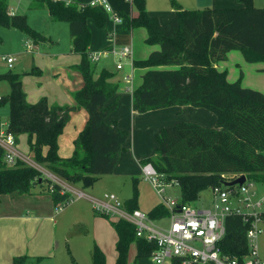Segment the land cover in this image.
<instances>
[{"label": "trees", "instance_id": "trees-1", "mask_svg": "<svg viewBox=\"0 0 264 264\" xmlns=\"http://www.w3.org/2000/svg\"><path fill=\"white\" fill-rule=\"evenodd\" d=\"M238 7L185 8L172 0L174 16L167 22L147 10V0H131L135 14L118 13L126 19V28L144 27L145 43L158 45L147 58L134 60L144 69L142 83L133 90V109L143 113L173 105L190 104L210 110L217 122L209 127L195 121H177L162 127L156 134V155L142 163H152L169 179H175L181 190L182 203L195 202L203 189L196 180L214 176V184L225 176L244 174L250 181L264 182V93L242 84V76L228 79V71L217 63L228 59L231 50H240L247 61H264V8L254 6V0H236ZM31 6L47 8L53 21L69 24L71 51L81 56L75 65L83 85L74 93L75 105L51 104L46 96L36 102L27 99L23 73L3 75L11 85L8 96L1 95L0 106L10 102L7 131L16 142L27 136L29 154L41 166L67 182L93 185L101 176L112 174L118 165L128 130L116 119L107 120L117 109L118 98L112 100L118 83L114 73L103 69L96 75L89 57L92 31L87 24L93 18L99 27L106 24V12L85 2L67 0H33ZM8 0H0V29L14 26L26 32L33 42L47 37L32 29L25 14H9ZM35 73L40 70L34 68ZM85 108L88 119L74 139L71 156L59 154V137L71 114ZM47 148L45 152L44 149ZM0 146V201L4 194H32L38 183L46 182L55 209L73 199L64 186L32 165L18 158L14 163L5 160ZM134 194L123 207L132 212L139 209L137 183L133 176ZM147 214L163 218L169 210L160 202ZM117 234L115 264H129L131 247L136 254L134 264H153L157 249L153 240L139 237L135 225L119 217L112 220ZM248 224L240 215L226 218V234L219 242L221 251L229 257L244 260L249 254ZM44 257L15 256L13 264H38ZM93 264H107L104 250L95 244ZM172 264H182L174 257Z\"/></svg>", "mask_w": 264, "mask_h": 264}, {"label": "rangeland", "instance_id": "rangeland-1", "mask_svg": "<svg viewBox=\"0 0 264 264\" xmlns=\"http://www.w3.org/2000/svg\"><path fill=\"white\" fill-rule=\"evenodd\" d=\"M33 0H8V5L16 14H25L29 26L47 37V41H39L34 44L28 34L19 30L14 26L2 27L0 29V95L8 96L11 91V85L3 75L10 72L23 73V79L26 80V89L32 94L35 91L42 90L45 93L53 94L62 86L61 84L70 83L71 74L75 67L67 68L66 65L80 62L81 56L70 52V32L69 24L66 21H53L50 18L47 8H35L31 6ZM86 3L92 0H80ZM114 11H124L130 13L132 8L128 0H108ZM185 8L199 9L205 7H218L216 0H177ZM254 6L264 8V0H254ZM100 8L106 12L107 20L103 27L97 26L93 18L87 19V24L92 31V41L89 52H98L105 48L121 47L123 45H132L135 50V57L143 59L148 55V52L155 45L145 43L144 37L146 29L137 27L133 31L126 28V20L122 17L121 22L114 20V13L106 11L102 6ZM136 11V9H133ZM147 10L152 15L158 17L167 16L169 11L173 10L172 0H147ZM32 42L33 50H28V42ZM14 55L18 61L14 67L10 68L4 59L5 55ZM130 58L120 59L114 54L102 57L98 62L101 65L104 61L108 62L111 67L121 75L124 71H131L129 66ZM91 60L92 68H95L97 63ZM261 63L262 61H256ZM224 64L230 68V75L235 71L238 77L243 78V66L236 65L232 59L224 61ZM34 68H38L40 73H35ZM72 70V71H70ZM247 72V70H246ZM248 77V73H246ZM141 76L139 70H134V83L140 82ZM33 95V94H32ZM10 113V102L6 101L0 106V116L6 118ZM19 143V139H18ZM18 151L28 156V159L34 162L33 155L29 154L27 149V138L21 137ZM44 176L58 181L61 177L55 175L49 169L39 165L37 166ZM228 176V175H227ZM138 205L139 209L147 213L160 202H164L163 197L154 189L152 184L138 176ZM103 181V182H102ZM46 182L38 183L35 189L42 194L32 196L34 201H45L42 203V212L51 214L56 219V223L50 221L49 241L47 249H43L45 254H50L38 264H93L92 250L95 244H98L106 253L107 264H114L115 261V243L117 239L116 231L112 225V220L119 218L115 211H106L101 207V202H110L115 204V201L109 200L106 195L114 194L116 200L121 204L133 196L134 181L133 175L125 174H108L103 176V180L95 182L93 185L84 186L83 184H74L67 182L66 189L71 193L73 199L56 210L54 204L47 207V200L51 196L45 190ZM252 189L258 190L260 194L264 193V182L254 181ZM80 191L86 194H81ZM39 192V193H40ZM168 196L181 199V190L178 185L168 188ZM18 199L28 197L15 196ZM22 197V198H20ZM30 197V196H29ZM12 197L9 194H4L1 197L0 213L6 210H16L19 208H28L30 202L16 205L10 202ZM31 200V199H29ZM214 194L210 187H206L200 193L199 198L192 203L197 208L212 207ZM31 204V203H30ZM105 209V210H104ZM24 217L33 211H24ZM154 224L158 226H167L169 217L153 219ZM262 231L258 237L259 256L264 262V222L261 223ZM29 244V241L27 245ZM135 249V246L132 245ZM132 251V250H131ZM5 251L2 252L3 264H7ZM165 264H171V259H168Z\"/></svg>", "mask_w": 264, "mask_h": 264}, {"label": "crops", "instance_id": "crops-1", "mask_svg": "<svg viewBox=\"0 0 264 264\" xmlns=\"http://www.w3.org/2000/svg\"><path fill=\"white\" fill-rule=\"evenodd\" d=\"M71 1L83 2L80 0H71ZM216 1H217L216 6L218 7L240 6V4L236 0H216ZM9 8L14 12V14H16V12L11 7ZM131 8L132 10L130 13H126L124 11H119V12H124L126 14H135L136 11L133 10L134 7L132 6V4H131ZM165 14H167V16H164L163 18L159 16V20L163 23L169 21L174 16L175 14L174 8L172 11H169L168 13ZM134 29H131V31H133ZM146 35L144 37V40L146 38ZM47 40L48 39H46V41ZM33 43L36 45L39 42H33ZM131 47L133 53L131 57H128L130 58L129 59L130 62L128 64L129 66H131L130 68L131 71H124L121 75H119L117 74L118 72H116L111 67V65L106 61H104L101 65H99L97 62L94 71L96 75H98L103 69H108L114 73L112 81L117 82L119 87L117 93L112 98V100L118 98V107L108 116L107 120L110 121L112 119H116L118 121L119 126L123 129L128 130L130 133L128 139L123 143V150L121 152L120 160L112 174H125V175H133L136 177L138 176L143 177L142 160L147 157L156 155V149H157L156 134L162 127L171 125L177 121H195L202 125L212 127L217 122V116L210 110H207L202 107H195L190 104L173 105L165 108L149 110L143 113L135 111L133 109V90L142 83V80L140 82H137L136 85L133 82L132 90H131L130 89L131 85L130 83L124 80V75L126 73L134 74V70H139L142 79V74L144 73L145 70L134 66L133 64L134 60H139V59L135 57V50L133 49L132 45ZM157 48L158 45H155V47L148 52V55L152 50H155ZM70 52L73 53L71 51V41H70ZM148 55L145 58H147ZM230 59L234 60L236 62V65L243 66V70H241L243 72L242 84L246 87H251L260 90L264 93V61H262L261 63L249 62L246 60L244 54L240 50H236V49L231 50L229 52L228 60ZM78 63L79 61L77 60V62L68 64L66 65V67L67 68L75 67V65ZM216 65L220 70L228 71V79L230 81H235L239 78L238 75L235 74V71L232 73V75H230L231 70L228 66L224 64V61H220ZM245 72L248 73V77H246ZM23 83H24V88L27 92V99L30 102H36L41 97L46 96L51 104L75 105L76 100L74 97V93L82 87L83 78L80 71L74 69L73 73L71 74L70 83L61 84L62 87L58 91H55L52 95L45 93L42 90L35 91L32 93L33 94L32 95L30 94V91L26 89V84H27L26 80L23 79ZM7 119L8 117L4 118L0 116V129L6 128V125H8ZM87 119H88V113L85 108L80 107L72 112L69 122L66 124L63 133L59 137V154L61 156L68 157L72 155L74 151V139L77 137L79 132L85 127ZM21 137L27 138L26 135L19 136L18 145L20 144ZM27 149L29 152L28 144H27ZM44 151L46 152L47 148H45ZM99 180H103V176H101L96 182H99ZM60 182L66 189L67 182H63L61 179ZM39 192L40 191L36 190L34 187L33 193L26 194L28 197H24L25 199H18L15 197V196H24L25 194L10 195L12 197L10 202L15 203L17 206L20 204H24L25 202H30L31 204L30 203L28 204V206L31 207L29 210H27L28 208H19V209L16 208V210H10V211L6 210V212L0 213V264H3L2 261L4 260L2 256L3 251L7 253L6 254L7 264H13L14 257L20 255H28L31 258L43 256L44 257L43 259L51 256L50 254H45L46 250L43 251V249L44 248L47 249V245L49 241L48 234L49 231L51 230L50 221L56 223V219H54L53 215L48 213L44 214L42 212L41 205L43 202L46 203V200L42 202L39 201L38 199L37 201H34L32 199L33 195L43 193V192L42 193ZM80 193L86 194L85 192L82 191H80ZM51 204H54L52 198L47 200V207H50ZM25 210L33 211V212L28 213L27 214L28 216L24 217ZM28 241L29 244L27 245ZM131 250L132 251H130L129 264H134L136 247L135 249L131 247ZM115 252H116L115 254V261H116V257H117L116 248H115Z\"/></svg>", "mask_w": 264, "mask_h": 264}, {"label": "built area", "instance_id": "built-area-1", "mask_svg": "<svg viewBox=\"0 0 264 264\" xmlns=\"http://www.w3.org/2000/svg\"><path fill=\"white\" fill-rule=\"evenodd\" d=\"M128 1L131 2V0ZM89 4L102 6L106 11L114 13L116 22L122 21V16L113 10L108 0H92ZM9 14L14 15V12L9 10ZM27 48L33 50L32 42H28ZM132 53L131 45H123L90 52L89 57L97 62L110 54L122 59L131 57ZM4 59L10 68L14 67L17 61V57L10 54L5 55ZM124 80L130 83L132 90L134 74L126 73ZM7 127L8 125L5 129H0V146L6 152L5 160L8 163H14L20 158L29 165L39 166L35 160L31 164L28 156L18 151L15 136L7 131ZM142 175L164 199L163 203L169 210L167 226L154 224V220L140 209L127 211L123 204L116 200L114 194L106 195V197L115 201V204L101 202L102 208L98 209L103 210L104 206L108 213L115 211L119 217L135 225L137 236L155 241L157 249L152 255L153 264H165L168 259L172 260L174 257H179L182 264H264L258 251V237L262 231L261 223L264 220V193L260 194L258 190L252 189L254 181L246 177L243 184L237 183L229 186L225 184L227 181H232L242 174L225 176L220 183H213L210 186L214 194L212 207L197 208L192 203H182L181 199L168 196V188L177 185V182L175 179H169L165 173L159 172L152 163L142 165ZM65 204L58 205L56 210ZM232 214L240 215L248 224L249 254L244 260L229 257L219 248V242L226 234V218Z\"/></svg>", "mask_w": 264, "mask_h": 264}, {"label": "water", "instance_id": "water-1", "mask_svg": "<svg viewBox=\"0 0 264 264\" xmlns=\"http://www.w3.org/2000/svg\"><path fill=\"white\" fill-rule=\"evenodd\" d=\"M246 181V175L242 174L238 178L232 180V181H227L225 184L229 186H234L235 184H243ZM214 183V176L209 174L204 177H201L196 180V185L197 186H202V187H210Z\"/></svg>", "mask_w": 264, "mask_h": 264}]
</instances>
